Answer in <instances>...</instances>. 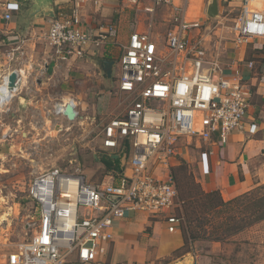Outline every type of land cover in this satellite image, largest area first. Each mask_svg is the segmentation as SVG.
<instances>
[{"label":"built area","instance_id":"obj_1","mask_svg":"<svg viewBox=\"0 0 264 264\" xmlns=\"http://www.w3.org/2000/svg\"><path fill=\"white\" fill-rule=\"evenodd\" d=\"M210 1L123 0L145 25L130 33L124 44L117 24L87 27L76 8L52 20L47 38L57 61L84 57L91 47L92 55L108 46L122 48L115 64L118 89L131 98L122 116L98 123L84 116L73 99L57 100L45 113L64 118L68 126L71 121L84 132L82 139L93 155L126 153V164L123 172L108 171L109 180L101 182L90 181L79 164L34 175L28 186L38 212L34 233L9 249L0 264H63L73 254L85 263L95 261L107 252L112 229L127 211L165 213L169 231L177 230L182 218L176 213L180 199L170 161L179 154L181 141H212L218 133L226 143L232 132L245 128L251 104L252 88L241 69L225 76L220 55H207L208 37L215 28H225L223 20L237 9L227 27L233 42L238 46L264 38V0H224L219 15L207 19L199 12ZM164 9L170 16L160 37L155 29ZM4 16L12 18L11 13ZM7 55L10 62L26 56L21 46L11 47ZM68 103L77 112L74 120L65 115ZM159 163L168 170L163 177L153 171Z\"/></svg>","mask_w":264,"mask_h":264},{"label":"crops","instance_id":"obj_2","mask_svg":"<svg viewBox=\"0 0 264 264\" xmlns=\"http://www.w3.org/2000/svg\"><path fill=\"white\" fill-rule=\"evenodd\" d=\"M30 1L33 0H0V65H7L6 50L8 52L11 47L21 46L25 51L24 58L30 61L20 64L16 60L11 69H16L22 78L19 91L25 89L37 100L34 111L44 115L45 109L49 108L47 102L73 99L84 116L99 118L100 122L122 116L131 98L118 89V66L115 65L110 79L104 77L95 63L101 58L117 61L122 48L108 46L92 55L91 47L84 57L57 61L47 38L53 19L45 16L28 19L27 13L18 12L20 3L25 5ZM218 1L221 8L224 0ZM209 3L199 12L202 17L207 14V19L210 18ZM53 7L56 17L76 8L87 27L103 22L117 24L118 39L123 44L127 43L130 33L145 27L143 22L137 21L135 14L134 26L129 23L127 10L130 9L123 0H53ZM5 13H11L12 18L6 20ZM226 59L224 61L220 56L222 74L231 77L239 68L252 88L245 128L232 132L226 143L220 141L218 133L212 141L184 139L179 154L170 161V169L179 162L177 156L182 157L193 166L196 180L206 191L218 190L228 201L264 183V38H255L238 46L234 43V49ZM249 62L254 63L253 68L248 66ZM115 89L119 98H113ZM60 119L61 123L67 124L64 118ZM153 171L161 177L168 173L162 163L156 164ZM181 223L171 232L165 213L151 215L127 211L114 225L113 241L105 254L86 263L73 254L63 264H175L179 261L181 264H227L223 259L229 254L228 245L240 243L244 234L252 239L257 229L249 228L259 222L224 242L201 239L189 245H185ZM185 246L188 247L186 251L179 254Z\"/></svg>","mask_w":264,"mask_h":264},{"label":"rangeland","instance_id":"obj_3","mask_svg":"<svg viewBox=\"0 0 264 264\" xmlns=\"http://www.w3.org/2000/svg\"><path fill=\"white\" fill-rule=\"evenodd\" d=\"M237 11L234 10L231 16L227 17L228 19L223 20L225 28H215L211 31L206 43L208 56L220 55L225 61L233 51V35L227 27L232 25V18ZM127 12L130 16L129 23L134 26L135 11L130 9ZM169 16L168 9L159 12L155 31L160 37L168 29L166 20ZM7 53L6 50L7 65H0V79L3 73L11 69L12 62L9 61ZM20 59H18L20 64L30 61L27 57ZM32 85L35 86L36 83ZM18 91L8 97L7 102L0 107V263L4 261V255L9 249L27 241L34 233L33 223L38 217V212L28 196V186L34 175L55 166L65 169L79 164L90 181L109 180L108 168L101 161L94 159L92 148L89 147L86 139H82L84 132L71 126L73 125L71 121H68L69 126L63 123L61 127L59 123L62 119L54 113L37 114L34 111L37 100L32 95H28L25 89ZM113 98H119L116 89L113 91ZM47 103L48 109L53 110L56 101ZM48 119L53 120L54 123L51 124ZM98 120L100 122L99 118ZM177 160L179 162L171 167V171L174 167L184 164L188 173L193 172L195 176L193 166L180 156H177ZM263 185L264 183L252 189L257 190V199L264 195V189L259 190ZM179 203L177 214L179 211L184 213L187 205L181 200ZM6 214L10 215L3 220L2 216ZM221 219L216 217L213 221H222ZM252 228L253 231L257 229L252 239L247 236L248 234H244L240 243L231 242L228 245L229 254L223 259L225 263L264 264V220L249 229ZM187 248V246L183 247L178 253L185 252Z\"/></svg>","mask_w":264,"mask_h":264},{"label":"trees","instance_id":"obj_4","mask_svg":"<svg viewBox=\"0 0 264 264\" xmlns=\"http://www.w3.org/2000/svg\"><path fill=\"white\" fill-rule=\"evenodd\" d=\"M108 170H120V159L110 156L102 159ZM176 181L179 199L187 203L185 212H178L181 217V229L185 236V245L197 240L227 241L231 236L264 220V195L256 198L257 190L225 201L218 190L206 191L193 174L180 165L172 170ZM264 189V185L259 190ZM221 217L222 221H213Z\"/></svg>","mask_w":264,"mask_h":264},{"label":"water","instance_id":"obj_5","mask_svg":"<svg viewBox=\"0 0 264 264\" xmlns=\"http://www.w3.org/2000/svg\"><path fill=\"white\" fill-rule=\"evenodd\" d=\"M30 9V10H29ZM22 11L28 14V19H32L34 17H41V16H45V17H51L52 19L56 18V13L53 7V0H33L28 2L27 4L23 5V4H19L18 6V12ZM208 15L210 17H217L219 15V1L218 0H211V2L209 3V7H208ZM96 65L99 67V69L103 72L104 77L107 78H112L113 77V73H114V67L116 64L115 60H111V59H107V58H101V59H97L95 61ZM8 85L10 87V89L12 90H16V89H20L21 86V82H22V78L20 76V74L18 73V71L16 69L11 70L9 77H8ZM65 115L71 119L74 120L77 116V112L75 110V107L73 105V103H68L65 109ZM96 159L98 160H102L103 157L99 156ZM112 158L115 159H120L121 161V172H123L125 164H126V159H127V154H111ZM182 262H176L175 264H181Z\"/></svg>","mask_w":264,"mask_h":264},{"label":"bare ground","instance_id":"obj_6","mask_svg":"<svg viewBox=\"0 0 264 264\" xmlns=\"http://www.w3.org/2000/svg\"><path fill=\"white\" fill-rule=\"evenodd\" d=\"M9 73L10 71L3 73L0 79V107L7 102L8 97H10L12 94H14L15 92L18 91V89L16 90H12L10 89L8 83V77H9ZM10 214H6L2 216L3 220L7 219V216H9Z\"/></svg>","mask_w":264,"mask_h":264},{"label":"flooded vegetation","instance_id":"obj_7","mask_svg":"<svg viewBox=\"0 0 264 264\" xmlns=\"http://www.w3.org/2000/svg\"><path fill=\"white\" fill-rule=\"evenodd\" d=\"M102 157H103V159H104L106 156H103V155H102Z\"/></svg>","mask_w":264,"mask_h":264}]
</instances>
